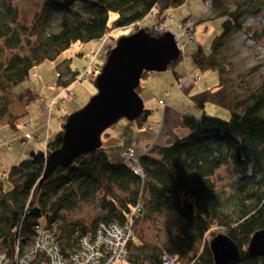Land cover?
Instances as JSON below:
<instances>
[{"label": "trees", "instance_id": "obj_1", "mask_svg": "<svg viewBox=\"0 0 264 264\" xmlns=\"http://www.w3.org/2000/svg\"><path fill=\"white\" fill-rule=\"evenodd\" d=\"M18 1L0 0V124L12 126L17 121L13 102H28L38 96L33 90L20 95L13 90L29 78L34 66L55 59L74 41L100 39L116 28L134 26L128 34L145 29L153 37L161 36L163 33L154 30L153 25L140 27L139 21L151 9L161 19L168 8L185 2L39 0L34 16L26 23L20 18ZM111 11L115 13L112 20ZM262 13L264 0H236L232 8L219 12L224 19L210 52L198 46L191 54L200 69L216 70L219 82L192 95L202 112L181 114L187 129L182 137L166 145L148 143L143 152H136L141 177L127 161L109 155L102 140L94 151L45 174L48 154L62 144L69 115L62 116L60 128L45 150L30 151L5 171L9 188L0 180V254H10L18 239L31 241L33 225L41 219L45 226L54 223L53 231L63 250L76 249L82 233L94 230L98 223L115 221L120 225L130 223L134 231L126 260L145 264L157 244L147 239L143 223L174 210L177 220L173 231L158 242L174 257L173 264L193 260L196 264H215L210 241L217 234L227 236L240 250L239 257L229 264H264V256L251 255L247 250L254 232L264 226V69L259 81L250 83V76L262 67L233 73L234 63L228 60L227 48L228 41L239 32L252 40H262L264 28L252 29L247 24L248 18ZM114 45H108L104 62ZM180 58L179 53L170 65L179 63ZM103 63L92 67L87 80L95 81ZM173 70L177 76L179 72ZM77 72H70L64 87L70 85ZM61 77L58 73L59 81ZM136 90L139 92L140 85ZM208 102L228 108L230 117L207 114ZM149 113L144 108L136 119L139 125ZM128 147L134 148L126 145L123 149ZM229 164L233 165L234 176L225 181L218 170ZM82 204H93L97 209L88 222L72 217ZM187 204L191 211L185 207ZM206 232L210 235L204 239Z\"/></svg>", "mask_w": 264, "mask_h": 264}, {"label": "rangeland", "instance_id": "obj_2", "mask_svg": "<svg viewBox=\"0 0 264 264\" xmlns=\"http://www.w3.org/2000/svg\"><path fill=\"white\" fill-rule=\"evenodd\" d=\"M233 1L236 0H224L223 2L222 0H214L208 10H205L203 0H185L183 4L166 10V14L171 16L170 25L175 29L177 28V23L185 16L192 17L196 21L192 27L193 39L188 41V35H184L181 38V41L185 43L182 48L184 64L179 62L174 66L169 65L163 71H147L142 74L138 94L143 101L144 108L150 110V113L147 115V120L142 121L141 125L138 124L136 119L121 118L104 131L107 135L103 133L101 140L109 155L112 156L113 152H118L126 145H132L136 149L137 154H139L145 150L147 142L154 141V136L160 131L161 137L164 136L165 132L171 131L170 139L166 141L168 142L167 144L182 137V134L187 129L182 123L181 114L188 112L198 115L202 112L197 107L192 95L207 88H212L219 82V73L213 69H200L193 61L191 54L198 46H201L205 53L210 52L212 40L220 33L221 23L224 19V16L219 14V12L223 11L224 8H232ZM17 4L21 20L29 23L40 2L39 0H19ZM114 17L115 13L111 11L110 19L112 20ZM247 24L251 25L252 29L264 28V13L255 18H248ZM152 25L153 20L149 15L139 21L140 27H151ZM131 27L116 28L110 34L101 37L100 41L93 39L85 43L72 42L55 59L45 60L34 66L29 78L14 87L13 90L17 95H20L25 90H33L38 93V96L28 102L20 99L14 101L12 112L17 117L15 125L12 126L9 123L0 124V180L5 183L6 189L9 188L10 184L7 182L5 171L13 164L26 158L30 151L44 148L42 147L44 146L42 138L38 140L42 144L39 147L35 146V142H38L36 141L37 138H24L25 132L31 129L29 126L32 124L38 125L37 123L40 124L49 118L52 130L51 136L54 135L60 128L62 116H68L82 108L96 92L95 83L91 78L88 80H73L69 85L70 90L73 91L72 99H62L53 102L55 96L64 88V85L59 81L58 70L63 71V76L66 75L67 68L64 64H67L70 72L78 70L76 73L78 76L79 72H82L86 67L90 68L92 64V67L95 64H102L108 45L116 43V40L122 35H127L134 26ZM101 41H103V46L98 49ZM227 48L228 60L234 63L235 70L233 73L255 66L262 67L256 70L249 78L250 83H257L260 78V71L264 69V38L255 41L250 39L247 34L239 32L231 37L227 43ZM90 69L92 70V68ZM173 69L179 73L187 71L196 73L199 75V81L195 83L192 80H185L183 88L175 89L177 81ZM188 84L192 87L190 91L187 90ZM171 86L173 91L172 95L169 96V88ZM49 107H51L50 115ZM166 109L168 111L166 122L164 123L163 114ZM205 112L223 119L230 117L228 108L213 102L206 104ZM177 127H182L185 131L183 133L179 132ZM160 139L158 141L159 144L165 142ZM218 174L223 180H230L234 176L233 165L229 164L221 167L218 170ZM96 213L97 209L93 204H82L73 213L72 217L88 222ZM176 220V212L168 210L158 216L157 219L146 220L143 223L147 239L157 244L155 249L161 247L158 242L173 231ZM40 222L45 223L44 219H41ZM209 235V232H206L203 238L207 239ZM195 248L191 252L192 257ZM155 249L150 252L145 263L153 259ZM117 264L132 263L125 260L123 263L118 262ZM189 264H196V262L193 260Z\"/></svg>", "mask_w": 264, "mask_h": 264}, {"label": "water", "instance_id": "obj_3", "mask_svg": "<svg viewBox=\"0 0 264 264\" xmlns=\"http://www.w3.org/2000/svg\"><path fill=\"white\" fill-rule=\"evenodd\" d=\"M178 54L170 32L153 37L139 29L119 37L95 77L96 93L68 116L62 144L47 156L45 174L94 151L101 144L104 131L119 119H137L144 111L136 90L143 72L165 70ZM185 207L191 211L190 205ZM210 248L215 264H229L240 255L238 247L223 234L211 239ZM247 250L251 255L264 256V226L254 232Z\"/></svg>", "mask_w": 264, "mask_h": 264}, {"label": "built area", "instance_id": "obj_4", "mask_svg": "<svg viewBox=\"0 0 264 264\" xmlns=\"http://www.w3.org/2000/svg\"><path fill=\"white\" fill-rule=\"evenodd\" d=\"M212 0H205L203 7L208 10ZM153 20L154 30L165 33L170 32L175 40L176 46L182 59V47L185 43L181 41L184 35H188V41L193 39L192 27L194 20L192 17L183 19L177 23V28H173L169 15H164L157 19L154 9L148 12ZM89 67H86L74 80H87ZM193 81H198L196 74L188 75ZM185 78V77H184ZM183 78V79H184ZM183 82V80H182ZM179 82V86L182 85ZM171 93V91H170ZM73 91L69 86H65L58 93L54 100H71ZM158 101H160L158 99ZM35 132L29 131L24 137L34 138ZM120 156L133 168L134 173L142 176L136 151L132 147L121 149ZM139 209L138 205L136 206ZM54 223L45 226L41 222L33 225V238L31 241L18 239L15 242L10 254H0V264H117L125 261L128 253V241L133 237L134 231L130 223L120 225L115 221L100 222L94 230H87L80 236L79 245L74 250H63L54 231ZM174 257L162 247L154 251L153 259L146 264H173Z\"/></svg>", "mask_w": 264, "mask_h": 264}, {"label": "crops", "instance_id": "obj_5", "mask_svg": "<svg viewBox=\"0 0 264 264\" xmlns=\"http://www.w3.org/2000/svg\"><path fill=\"white\" fill-rule=\"evenodd\" d=\"M169 15V14H168ZM186 17H188V16H185V18ZM184 19V18H183ZM182 19V20H183ZM193 20H194V22H196L195 21V19L193 18ZM195 24V23H194ZM97 41H100V39H97ZM102 46H103V41H101L100 42V44L98 45V49H100V48H102ZM93 63V62H92ZM91 63V64H92ZM65 65V67L67 68V73H66V75H64L63 76V71L62 70H58V73H61L62 74V77H61V84H63L64 85V83H65V81H66V78H67V76L68 75H70V68H69V66L67 65V64H64ZM93 65V64H92ZM92 65H91V68H92ZM185 68H186V66H185ZM59 69V68H58ZM69 69V70H68ZM91 70V69H90ZM78 71V70H77ZM76 72V71H75ZM191 74H196V73H192V72H189V71H187V72H184V73H179L177 76H175V79H176V81H177V84L175 85V89H177V88H183V85H184V81L185 80H192L188 75H191ZM196 75H198V74H196ZM199 76V75H198ZM64 77V78H63ZM185 77V78H184ZM184 78V79H183ZM182 80H183V82H182ZM63 81V82H62ZM199 81V80H198ZM198 81H194L195 83L196 82H198ZM179 82H182V85L181 86H179ZM191 82V81H190ZM192 82H193V80H192ZM191 86H190V84H188V86H187V90H191ZM170 91H171V93H170ZM172 91H173V87L171 86L170 88H169V96H171L172 95ZM55 100L53 99V102H54ZM164 103V102H163ZM51 107H49V115H50V111H51V109H50ZM167 109L164 111V118H163V122L165 123L166 122V114H167ZM38 125H36V124H32V125H30L29 127H31V129H29V130H27L26 132H25V134L27 133V132H29L30 130L31 131H34L35 132V137L33 138V139H36V141H38L39 139H43V143H44V146H42V147H44L42 150H45V148H46V144H47V142L52 138V136H51V134H52V130H51V123H50V121H49V118H47V120H45L44 122H42V123H37ZM152 128H153V126H151ZM177 129H178V131L179 132H182L183 133V131H185L184 130V128H182V127H177ZM186 133V131L184 132V134ZM24 134V135H25ZM184 134H182V135H184ZM170 135H171V131H169V132H165V134H164V136H162L161 137V131L160 132H157L156 133V135L154 136V141H151V142H147L146 143V145L148 144V143H152V142H155V143H158L159 144V139L161 140V141H165V142H161V145H163V144H167L168 142H166V141H168L169 139H170ZM25 138V137H24ZM40 145H42V144H40V142L38 141V142H35V146H37V147H39ZM136 150V149H135ZM118 151V150H117ZM120 151V150H119ZM119 151L118 152H113L112 153V157L113 158H115V159H118V158H120V155H119ZM124 261H122V262H120V263H123ZM146 264V263H145Z\"/></svg>", "mask_w": 264, "mask_h": 264}, {"label": "bare ground", "instance_id": "obj_6", "mask_svg": "<svg viewBox=\"0 0 264 264\" xmlns=\"http://www.w3.org/2000/svg\"><path fill=\"white\" fill-rule=\"evenodd\" d=\"M168 15V14H167ZM170 16V15H169ZM170 18H171V16H170ZM188 18V17H187ZM166 33V32H165ZM164 34V33H163ZM184 46V45H183ZM183 48V47H182ZM180 60H181V58H180ZM27 139V138H26ZM121 151V150H120ZM119 155H120V153H119ZM120 158H121V156H120ZM122 159V158H121ZM34 232V231H33Z\"/></svg>", "mask_w": 264, "mask_h": 264}]
</instances>
